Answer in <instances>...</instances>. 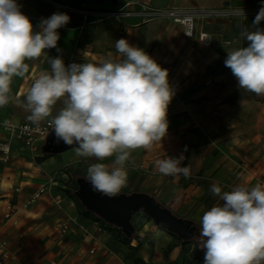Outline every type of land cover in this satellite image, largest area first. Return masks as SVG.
<instances>
[{
  "label": "rangeland",
  "instance_id": "374dc122",
  "mask_svg": "<svg viewBox=\"0 0 264 264\" xmlns=\"http://www.w3.org/2000/svg\"><path fill=\"white\" fill-rule=\"evenodd\" d=\"M155 22L164 29L176 30V53L183 47L181 40L196 39L200 45L198 35L184 38L181 28L171 21ZM203 51L202 46L192 50L186 56L188 64H182L185 55L177 61L176 109L167 108V135L151 150L131 152L124 165L128 182L120 193L151 195L177 218L193 222L194 239L182 244L157 228L148 217L136 214L131 219L136 237L129 245L119 229L91 215H82L71 198L77 187L74 174L85 176L89 165L98 162L111 168L114 156L98 161L94 157H77L71 150L38 163L45 155L43 146L35 156L18 148L8 162L0 164V195H8L2 218L11 210L12 221L18 222L13 227L28 235L19 241L15 239L9 248L10 251L22 248L24 258L20 264H27L33 256L29 248L33 240L29 239L37 231L38 238L47 235L53 240V257L58 260L55 264L63 259H70L73 264H132L138 259L145 264H196L193 255L200 218L212 205L222 203L211 193V185L218 184L222 191L238 185L264 187V96L238 89L224 62L212 61L209 67H201ZM25 62L29 70L23 77H13L12 97L31 82L33 66L31 60ZM181 154L185 157L181 166L190 167L189 176H163L158 172L156 160ZM39 190L42 191L39 199L27 204L28 196ZM36 214L34 220L41 218V221L32 219ZM10 223L3 219L4 225ZM33 229L35 232L31 233ZM65 246L69 249L61 251Z\"/></svg>",
  "mask_w": 264,
  "mask_h": 264
},
{
  "label": "clouds",
  "instance_id": "9594fccd",
  "mask_svg": "<svg viewBox=\"0 0 264 264\" xmlns=\"http://www.w3.org/2000/svg\"><path fill=\"white\" fill-rule=\"evenodd\" d=\"M20 9L17 0H0V107L13 99V77L28 72L25 61L56 48L57 29L70 21L67 13L55 12L42 19L39 31L34 32ZM262 20L264 5L253 26ZM241 36L247 45L228 51L224 65L238 89L264 96V29L245 28ZM115 49L119 60L109 55L99 63L66 66L60 56L48 57L50 71L35 78L23 101H16L29 113L27 119L37 125L62 102L48 121L54 143L71 146L77 157L98 161L115 157L111 168L99 162L90 164L84 177L93 192L109 198L117 197L127 185L124 165L131 152L151 150L166 137L167 108L174 96L168 69L144 49L123 37L115 41ZM184 159L183 154L166 156L156 160L155 166L163 176L187 177L190 167L181 166ZM210 191L222 203L212 205L200 218L198 247L204 251V264H264V187L238 185L222 191L214 183Z\"/></svg>",
  "mask_w": 264,
  "mask_h": 264
},
{
  "label": "crops",
  "instance_id": "0c3cea01",
  "mask_svg": "<svg viewBox=\"0 0 264 264\" xmlns=\"http://www.w3.org/2000/svg\"><path fill=\"white\" fill-rule=\"evenodd\" d=\"M17 3L21 5L20 10L31 21L34 32L39 31L38 24L42 19L50 17L55 12L67 13L70 16V21L57 29L59 33L57 47L46 49V54L36 60H31L33 68L30 84L15 92L10 104L0 107V122L12 120L33 124L27 119L29 113L16 101H23L24 95L35 78L45 71H50L48 57L60 56L66 66H68L70 58H74L75 63H99L109 55L111 58L119 60L120 56L116 52L115 41L122 37L131 45L144 49L162 68L168 69V81L174 91L168 108L176 109V70L179 69L177 61L185 55L181 61L182 64H188L186 56L201 46L197 44L196 39L192 42L181 40L183 47H180V53H176V30L164 29L159 22L155 21L143 24L138 19L111 16L112 13L118 12L125 3L132 4L130 10H137L135 4H145L151 9L219 12L260 9L264 5V0H17ZM252 21L253 19L224 20L216 18L207 23H198L195 35L204 33L209 42V47L204 48L203 55L200 54V60H204L201 67H209L208 65L212 61L224 62L228 51L246 46L247 42L241 36L242 31L245 28L254 30L255 27L264 26V20L258 26H253ZM216 76L209 75L210 78ZM61 107L62 102H57L53 107L52 116L39 124L51 120ZM7 198L8 195H0V241L7 243V250L14 259L5 264H20L24 258L21 255L22 248L16 251H10L9 248L15 239L19 241L18 239H23L28 235L13 227L15 225L11 223L15 222L17 225V221L7 222L11 224L10 226L3 224L2 214L6 203H8ZM36 217L38 214L34 215L32 219L34 220ZM34 221H41V218ZM30 232H35V229ZM38 233V231L35 232V235L29 239L33 240L29 246L33 256L27 264L58 263V260L53 257V240L48 239L47 235L38 238ZM20 245L23 247V242ZM68 249L69 246H65L61 251L64 252ZM93 251L94 249H92ZM60 264H73V262H70V259H63Z\"/></svg>",
  "mask_w": 264,
  "mask_h": 264
},
{
  "label": "built area",
  "instance_id": "2783aa9c",
  "mask_svg": "<svg viewBox=\"0 0 264 264\" xmlns=\"http://www.w3.org/2000/svg\"><path fill=\"white\" fill-rule=\"evenodd\" d=\"M131 3H125L118 12L112 13L111 16H123L127 19H138L141 23L146 24L157 19H167L179 26L182 30L183 37L192 39L195 35L196 25L210 22L213 19L221 18L224 20L236 19H254L259 9H244L239 11H219L212 12L206 10H195L189 12H182L178 10H165V9H151L145 4H135L137 10H130ZM243 11V14H242ZM198 43L204 47H209L207 36L204 33L197 34ZM75 62L74 58H70L68 65ZM52 129L49 123L43 124H28L23 122H14L6 120L0 122V164H5L13 156L15 149L22 148L31 155H36L40 146H43L44 141ZM42 191L39 190L31 195L27 204H33L39 199ZM9 210V207L7 208ZM4 215L6 222L12 220V212ZM16 225L15 222H12ZM13 261L7 250V243L0 241V264L8 261Z\"/></svg>",
  "mask_w": 264,
  "mask_h": 264
},
{
  "label": "water",
  "instance_id": "95a60500",
  "mask_svg": "<svg viewBox=\"0 0 264 264\" xmlns=\"http://www.w3.org/2000/svg\"><path fill=\"white\" fill-rule=\"evenodd\" d=\"M71 150L74 149L63 142L54 143L52 131L47 135L42 147L43 154L52 156ZM75 184L77 190L74 194L83 209L102 220L105 224L119 229L126 238H132L135 234L131 219L136 214H143L157 228L174 235L182 242H190L194 239L195 229L192 223L175 217L149 195L138 193L119 194L117 197L109 198L93 192L90 184L83 178H77Z\"/></svg>",
  "mask_w": 264,
  "mask_h": 264
},
{
  "label": "trees",
  "instance_id": "16d2710c",
  "mask_svg": "<svg viewBox=\"0 0 264 264\" xmlns=\"http://www.w3.org/2000/svg\"><path fill=\"white\" fill-rule=\"evenodd\" d=\"M53 157H55V156H52V155H43V157L41 158L42 160H38V163H42L44 160H46V159H49V158H53ZM74 177H75V180L77 179V178H81L82 177V175H80V174H74ZM84 179V178H83ZM77 190V187H76V189L73 191V192H71V198L73 199V201H74V203L81 209V212H82V215H84L85 217H87V216H93L97 221H99V222H101V223H103V221L102 220H100V219H98L97 217H95L93 214H91V213H89V212H87V211H85L83 208H82V206L80 205V203L78 202V200H77V198L75 197V191ZM149 196H151V195H149ZM152 197V196H151ZM153 198V197H152ZM156 200V199H155ZM158 204H160V206L161 207H163V208H166L162 203H160V202H158V201H156ZM167 209V208H166ZM168 211H170L169 209H167ZM176 217V216H175ZM185 221V220H184ZM189 222V221H188ZM190 223H192V225H193V222H190ZM105 224V223H104ZM121 232V231H120ZM164 233H166L167 235H169L170 237H173V238H175L176 240H178L179 242H181L182 244H187V243H189V242H182V241H180L178 238H176L174 235H172V234H169V233H167V232H165V231H163ZM123 236V235H122ZM136 237V230H135V234H134V236L132 237V238H126L125 236H123V238H124V240L130 245L131 244V242H133V241H135V238ZM198 240V239H197ZM191 242V241H190ZM197 244V243H196ZM197 247H196V250H195V253H194V255H193V262H195L196 264H204V251L203 250H201L199 247H198V244L196 245ZM132 264H145L142 260H140V259H138V260H134L133 261V263Z\"/></svg>",
  "mask_w": 264,
  "mask_h": 264
},
{
  "label": "flooded vegetation",
  "instance_id": "af4514ba",
  "mask_svg": "<svg viewBox=\"0 0 264 264\" xmlns=\"http://www.w3.org/2000/svg\"><path fill=\"white\" fill-rule=\"evenodd\" d=\"M43 145H44V144H43ZM84 177H85V176H83V175H82V177H81V178H84ZM84 180H85V179H84ZM85 181H86V180H85Z\"/></svg>",
  "mask_w": 264,
  "mask_h": 264
},
{
  "label": "bare ground",
  "instance_id": "6f19581e",
  "mask_svg": "<svg viewBox=\"0 0 264 264\" xmlns=\"http://www.w3.org/2000/svg\"><path fill=\"white\" fill-rule=\"evenodd\" d=\"M5 183H3V185H4ZM10 188H12V187H10Z\"/></svg>",
  "mask_w": 264,
  "mask_h": 264
}]
</instances>
